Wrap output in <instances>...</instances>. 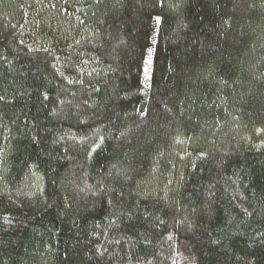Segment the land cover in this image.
<instances>
[{
    "label": "trees",
    "instance_id": "obj_1",
    "mask_svg": "<svg viewBox=\"0 0 264 264\" xmlns=\"http://www.w3.org/2000/svg\"><path fill=\"white\" fill-rule=\"evenodd\" d=\"M0 264H264V0H0Z\"/></svg>",
    "mask_w": 264,
    "mask_h": 264
}]
</instances>
